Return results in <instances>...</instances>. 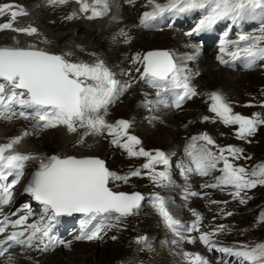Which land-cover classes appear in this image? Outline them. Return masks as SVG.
Here are the masks:
<instances>
[{"label": "snow or ice", "instance_id": "obj_1", "mask_svg": "<svg viewBox=\"0 0 264 264\" xmlns=\"http://www.w3.org/2000/svg\"><path fill=\"white\" fill-rule=\"evenodd\" d=\"M52 4H64L67 0H49ZM132 3L133 0H127ZM80 5V12L91 14L88 19H94L107 14L108 5L106 0H76ZM151 11L143 13L140 25L150 27L153 21L167 16H178L180 14H191L199 12V19L193 33L210 31L221 21H231L237 24L240 21L259 19L261 24L257 34L240 33L236 41L225 39L221 41V53L229 55L233 61L244 60L251 66L257 60H264V0H148ZM10 14V20L0 24V31L12 30L29 36L35 34V27L15 28L14 22L20 15H26L25 10L14 4H0V16ZM71 19V17H69ZM193 33H188L192 35ZM119 35L127 38V33L121 30ZM125 42H128L127 39ZM235 47L234 51L228 50V45ZM70 55V54H66ZM137 54L133 57V63L140 61ZM221 64H227L223 56L217 57ZM140 72V69H136ZM140 80L153 88L158 89L156 95L162 92L178 90L174 106L181 107L185 100L198 95L196 89L189 83L188 78L183 75L180 68L168 52H148L143 56V71ZM131 83L121 84L114 78L112 73L105 67L103 61L94 64L83 62H72L64 55H56L45 51L0 47V117L11 120L16 115L14 108L19 105L21 109H34L38 117V125L43 128H54L63 125L69 133L77 132L78 128L85 129V135H100L105 131L113 136L111 143L123 148L130 157H147V162L142 165L143 169L149 170L152 181L161 184L167 179L166 173L157 172L155 166L167 164L168 161L162 151L155 154L145 151L143 148L136 149L141 141L128 132L130 122L119 120L115 124H109L105 120L109 106L114 103L120 95L126 92ZM211 105L209 111L214 113L225 125H237V138L246 139L252 136L258 125H264V118L260 114L246 117L234 114L232 107L225 98L217 92L209 94ZM251 106V105H249ZM264 107V105H261ZM21 117L27 118L24 111H20ZM204 120L209 118L205 116ZM42 122V123H40ZM28 133H25L27 135ZM22 137H16L7 144L0 145V213L3 206L12 201V188L19 182L23 175L24 162L34 159L31 155L21 153H10V149L20 142ZM206 141L207 145L215 142L204 134L193 137V140ZM79 142H83V137ZM195 149V145H190ZM242 149L228 146L219 149V155L207 147L188 152L195 165L194 171L200 176H207L215 170L218 162L223 161L221 175L216 177V182L205 184L206 188L231 187L230 193L238 198L241 204L247 203V199L241 195L245 190H251L264 186V163L255 165L251 170L243 166L233 164L229 156L239 159ZM250 159V157H249ZM193 171V169H188ZM15 175L11 183H3L8 177ZM141 170L136 169L125 175H119L110 171L105 162L99 158H59L52 156L47 162H40L38 170L25 191L42 205V214L39 220L28 223L29 217L33 215L31 208L27 209L25 215L16 220H10L4 215L0 220V234H4L8 227L19 229L0 240V246L8 247L19 245L25 248H37L47 251L53 244H63L69 247L71 242L57 240L51 235L53 224L61 216H71L74 213L83 215L80 222L81 233L77 240H92L98 238L105 228L113 227L109 221H119L123 217L134 214L141 206L145 197L139 193H125L114 191L109 187L110 181L127 182L131 177L141 176ZM190 196H197V192H189ZM217 203L216 201H212ZM153 206L158 213L167 221L173 231H177L180 225L168 212L163 198L156 196ZM193 215L196 220L186 231L199 232L201 217L195 211ZM232 215V213H227ZM258 221L264 223V212L258 216ZM95 222V223H93ZM91 226V227H90ZM224 226L209 232L201 233L199 240L215 248L211 237ZM179 235V232H177ZM184 239V237H181ZM146 237H139L138 243H143ZM191 242V241H189ZM220 252L227 256L237 258L241 264H264V242L254 245L241 244L236 247H220ZM185 256L189 254L185 253ZM192 264H208L202 261L199 255L192 258ZM230 264V262H226Z\"/></svg>", "mask_w": 264, "mask_h": 264}, {"label": "rangeland", "instance_id": "obj_2", "mask_svg": "<svg viewBox=\"0 0 264 264\" xmlns=\"http://www.w3.org/2000/svg\"><path fill=\"white\" fill-rule=\"evenodd\" d=\"M8 0H0V4L4 3ZM16 1L17 3L24 5L27 8V15L23 18H20L18 20H16L14 22V25H21L22 27H34L35 23V12L37 10V8L40 6L39 3L37 2H31L30 4H26L24 3V0H13ZM142 9H144V12L150 9V5L148 4V0H142ZM164 1V0H162ZM140 2V1H139ZM140 4V3H137ZM124 8L123 7V11L121 8L118 7V10L120 12L124 13ZM132 8V7H131ZM140 8V10H142ZM78 10V8H77ZM128 11H130V14L133 15L134 14V10L135 8L132 9H127ZM78 12L76 11H72L70 12V16L75 18L76 14ZM111 15H115L114 13H110ZM123 15H121L120 17H124ZM79 18L83 19L82 15L78 16ZM140 20V17H138ZM142 18V17H141ZM83 22V25L87 28H93L95 29L96 27L90 23H86L84 20H81ZM1 24V23H0ZM98 25V24H95ZM108 27H112V28H116L118 26V22L115 21V23H110L107 25ZM193 26H191L189 28V30H193L192 28ZM38 29V27H37ZM98 34L97 36L100 34L102 28H98ZM120 32H117L115 34L116 37L120 38L121 35H119ZM3 34H6V32H0V37L3 36ZM152 34H154L152 32ZM6 38H11L13 40H17V39H25L26 40H33V39H43L46 42V45L50 46L51 51H53L54 54H56L54 51L55 49H58L60 52L64 53V56L66 58L69 57L72 62H83V63H88V64H94L98 61H103L105 67H107L108 69H110V71L112 73H114L115 78H129V83H131V87L127 90V92L129 93H135L138 94L139 90H140V86L137 84V82L135 81V77L137 78L138 75H140V72L138 73L137 71L132 72V76L131 73L127 72V73H121L119 72L118 66L113 64L110 60H108L104 54V52L99 49L94 53H90V54H81L82 57H80L81 55L79 54V49H78V43L74 41V39L77 37V30L74 29L71 31V37L68 38V40H65L62 44L60 45H55V43L47 40L43 34L42 31H38L29 36L27 34L24 33H16V32H10L6 35H4ZM96 37V36H95ZM94 37V38H95ZM99 37V36H98ZM94 38H92L91 41L87 42V48H93L94 45ZM128 38L122 36L121 37V41H122V45H123V51L125 52V55H127L128 57L125 59L126 63L128 65L133 64V57L134 55L139 54L137 50H134V48H126L127 47V43L125 42V40ZM105 39L99 38V42L102 44L104 43ZM38 47V45H37ZM44 49V48H43ZM166 51L168 52L173 60L174 56H173V52H170L169 50H167L166 48L163 49H155V50H151L148 47L145 48L143 51H141L140 53H142V55H140V57H142L143 60V56L146 55L148 52H163ZM215 53L216 52H212V53H208L206 54L205 57L211 58L213 59L214 62L217 61V58L215 57ZM65 54H70V55H65ZM58 55V54H56ZM73 57H77L75 60L72 59ZM80 57V58H79ZM192 58V51L189 53L188 57H187V62L189 63ZM205 58H203L202 60H204ZM74 60V61H73ZM132 60V61H131ZM131 61V62H130ZM179 61V60H178ZM178 61H175V63L177 64ZM135 64V63H134ZM220 64V63H219ZM197 67L194 69V78L196 79H200V80H196V82L193 83V86L197 89L198 95L182 110H179L177 113H169L170 116L173 117V119L179 117V116H186L187 114H191V113H195V112H199L200 113V117L199 120L200 122H206L207 124H210V127L207 128L206 130L204 129H198L196 132H198L197 135L193 136L188 132H193L194 130V126H195V122H191L189 119H187V116L182 120V124L181 126H177L174 128H169V130H179L180 134L182 135L181 140H183L186 143H191L192 145H195V149L193 150H198L200 147H207L209 148L212 152H214L215 154L219 155V149L221 148H227L228 146H232L235 148H239V149H247L246 152L243 150L240 158L239 159H235L231 156L228 155L227 152H225V156H228L229 160L237 165V166H243L246 169L251 170L254 165L252 164V157L254 158V161H258L259 163H264V125L262 126H258V127H262L260 129V132H258V130L256 131L255 134H253L250 137H247L246 139H239L237 138V132L231 130V128H225L227 131L226 134H218L215 135L213 133H210V129H215L214 127L217 126V124H219L217 121H215V123H212V121L214 120V116L213 114L209 111L210 105H211V100L209 99V94L207 92H203L200 91V89L203 88L202 84L204 83V81H202L201 83V77H200V73H201V65L200 63H198L196 65ZM221 66V65H220ZM222 67V66H221ZM141 69L143 68V63L142 66L140 67ZM139 68V69H140ZM219 68V67H218ZM225 76L229 77L230 79H234L236 80L241 76H246L247 74L250 73H238V72H229L226 69H223L222 72ZM193 79V78H192ZM258 85H249V84H244V87H241V91L238 94H233L234 91H232L231 93L227 90H224L222 87L221 89H218L217 92L221 93L224 97H228L229 98H233V100H235V102H233L232 104H230V106L232 107L233 113L234 114H241L244 115L246 117H252L254 114L257 113H250L247 114L246 112H244L243 107L240 105L241 101L244 103V106L249 110L250 108L256 109V110H260L262 113L260 114L261 118H264V107H262L261 105H264V98L258 97L257 92L260 91V89L257 87ZM253 87H254V91H253ZM200 88V89H199ZM232 90V89H230ZM227 91V92H226ZM253 91V92H252ZM134 99V96H131ZM119 98V97H118ZM145 105L148 106V104L143 103L144 106V110H142V113L146 114V118H145V123L146 125H148L152 119L150 117L151 113H152V109L147 108L145 109ZM251 105V106H249ZM119 106V105H118ZM117 105L113 106V111L111 112V110L107 111V115L105 116V120L107 121V123L109 124H115L117 121L119 120H127L124 118V115H126V111L125 108H118ZM118 108V109H117ZM207 116L209 119L208 120H204L203 118ZM108 117V118H107ZM147 120V121H146ZM8 121V120H7ZM12 121V119L10 120ZM130 122V127L128 129V132L130 135H134L136 136L141 143L139 145L136 146V149L139 150V148H143L145 151H148L150 153L155 154L156 151H162L165 154V157L168 161V166L164 167V168H160V167H155L159 172L163 171L166 173V175L168 176L169 179H171L174 175H176L177 177L180 178V180H184L187 182V180H185V172L184 173H179L178 170H173V168H176L175 165L182 160H187L189 157H185L184 159H181L179 161H175L174 163H170V156L173 153H177V143H172L170 146H168L167 148H164L166 146V142L168 140H172L171 136L166 135L165 140H160V139H156V141H143V137L140 136V134L138 132L135 131L134 128V123H131L130 120H127ZM143 124V125H144ZM219 127H223V126H219ZM257 127V128H258ZM59 129L60 131H63L65 133H69L67 131V128L63 125L54 127ZM231 130V131H230ZM36 131V130H34ZM158 132L155 130V133ZM221 132V131H220ZM25 133H28L27 135H25ZM30 126H28L27 128L25 127H13L11 129V136L5 137V143L3 142L2 144H7L9 143L12 139L16 138V137H22L20 142L23 143L24 146L20 147L21 149L30 152L33 155H39V158H35L33 159V162L35 165L40 164V162L43 160L44 162H47L48 159L50 157H52L55 153V156H60V151L55 152L56 150L54 148L49 149V147H45V145H43L41 140H37V143L34 144L33 140L30 137ZM75 133V132H74ZM153 133V132H152ZM71 134V133H70ZM204 134H207L215 143L213 145H207L206 141L203 140H195L196 142H192L193 141V137H200ZM0 135H1V130H0ZM106 138L108 144H106L107 147H105V151L103 153H99L96 156H94V152H92V149H85V148H79L77 146H72L73 148L68 151V155H66L67 157L70 156H74L76 158H83V157H96V158H100L104 161H106L107 163V168L114 172L117 173L119 175H125L133 170L136 169H140L141 170V176L139 177H133L130 182L128 181V183H125L120 190V192H125V193H134V192H139L141 193L138 189L142 186V182H151L150 183V191H148L147 194H142L145 199L142 202V205H148V203L146 202L147 199L150 196L153 195H160L162 197L165 198L166 202H165V206L168 210L169 213L174 215V218L176 220H178L179 222L183 223L184 225H191L195 220H196V216L193 215V211H195L197 214H199V216L201 217L200 220V225H199V232L197 231H192V232H188V236H181V235H177L178 236V241L180 243L185 242L186 240H189L192 242L199 240V236L201 233H209L212 232L216 229L219 228V226L223 225L224 226V230L223 231H219L216 235H213L211 237V241L213 244L216 245L215 248H211L212 250H216V248H220V247H236L238 245L241 244H248V245H254L256 243H261L264 242V223L259 222L258 221V216L261 212H264V186H257L254 189L248 190L243 192L241 195L244 196L247 199V203L245 204H241L239 202L238 198H234L232 195L228 194V191L230 189L225 188L224 190H220L219 194H221L224 199L217 201V203L215 204V208L211 206L212 203H209V201H204L205 203H195V197H190V198H186L185 200L188 201L187 204L188 205H194L196 208L199 209V211H196L193 208L187 207V208H183L181 211H175L173 210V207L182 201H178V200H173V201H169V199L167 198V196L171 195V191H172V187H173V180H169V182L166 184L165 187L161 186V184H156L152 181V179L150 178L149 175V170L148 169H143L142 165L145 164L147 162V157H130L128 155V153L126 151H124L123 148L114 145L113 143H111L113 136H110L107 131H105L102 134V138ZM8 138V139H7ZM32 140V141H31ZM19 142V143H20ZM18 144V143H17ZM17 144L14 145V147H17ZM262 149V150H259ZM113 150L114 154L116 155V157H112L110 158V151ZM191 150V149H189ZM175 151V152H174ZM254 151H258V153L262 156L259 157L257 156ZM187 156H189L187 154ZM46 157V158H45ZM250 157V159H249ZM31 164V165H34ZM219 166L221 164H223V161L218 162ZM159 165V164H158ZM156 165V166H158ZM173 168H172V167ZM221 167H216V169H219ZM27 175L24 179V183H22V185L19 186L18 191H15V194L13 196V201H15V199L18 197V195L21 194H25L27 197H31L30 194H28L25 191V188L28 186L27 185V180L29 178V176L34 172L31 171L30 167L26 168ZM217 174L215 173L213 175V177H215ZM215 179L213 180H206V181H202V184L200 185V191H206L207 188L203 187V185L205 184H211V183H215L214 182ZM120 183V181H119ZM189 183V182H187ZM21 184V183H20ZM143 187V186H142ZM181 188V187H179ZM17 189V188H16ZM197 192L199 193L200 198H205L206 193H201V192ZM196 192V191H195ZM230 197V198H229ZM204 205V206H202ZM234 205H237V208H234ZM19 206V205H18ZM152 206L150 207V211L147 210V212H145L144 216L142 218H153L154 219V229H156V232L160 233V235H158L157 238H152L151 236H148V229L145 227H142V225L140 226L139 222H136L134 220H132L131 218H127V217H123L121 218L119 221L116 220H112L111 223L112 225H114L113 227L110 228H105L101 233L100 236L98 238L92 239L90 241H82V240H77L76 237L77 236H72L71 238H69L68 242L70 243V246H72L73 244L78 245L79 243H90L89 246L85 247V248H79L73 251V253L70 255L71 256V263L69 264H108L109 261L112 258L111 255V250L110 247L108 246L109 243H118L119 238L120 243L119 244H124V243H130L132 245H134L135 250H137V248H141L142 246L145 247V252L147 254V261L146 264H173V260L174 257L172 255L173 252V248L172 246L177 245V242H171L168 240L169 236H172L173 230L169 228L168 224L165 226H163V222H162V216L158 213V211L156 210V208L153 205H149ZM182 206V205H181ZM39 205H36V211L39 210ZM211 207V209L209 208ZM219 208V209H218ZM218 209V210H217ZM39 212V211H38ZM206 214H203V213ZM227 213H232V215H227ZM204 215V216H203ZM148 233V234H147ZM167 233L166 236H163L162 234ZM139 237H146V240L143 243H138L137 239ZM150 237V238H149ZM181 237H184V239H181ZM183 244V243H182ZM201 248L196 249L197 253L196 255H199L202 258V261H210L211 264H216V263H212V260L214 261L215 258H213L210 254V248L209 246L203 244L201 242ZM69 246V247H70ZM25 248H18L14 251H11L9 253V256L12 258L16 257L17 253L20 254H25L27 255V251L24 250ZM67 249V248H66ZM21 250V251H20ZM31 250V249H28ZM31 251H37L38 255L39 254H45L47 251H40V250H31ZM64 253V252H63ZM67 253V252H66ZM69 253V251H68ZM215 253V252H214ZM195 255V256H196ZM153 257H156V261L153 260ZM54 257L51 258L49 257L47 259L48 264H55L53 261ZM189 261L192 263V259L190 258ZM13 262V261H12ZM11 263V261H10ZM122 263V262H121ZM5 264V263H4Z\"/></svg>", "mask_w": 264, "mask_h": 264}, {"label": "bare ground", "instance_id": "obj_3", "mask_svg": "<svg viewBox=\"0 0 264 264\" xmlns=\"http://www.w3.org/2000/svg\"><path fill=\"white\" fill-rule=\"evenodd\" d=\"M7 2L17 3L16 1H13V0H8L4 3H7ZM31 2H37L40 4V6L37 8L35 12V20H34L35 26L34 27L36 29L38 27L39 31L43 32L47 40L55 43V45H60L65 40H68V38L71 37V31L76 29L77 37L74 39V41L78 43V49L80 50L79 51L80 55L81 54L85 55V54H90V53L95 54L97 50L101 49L104 52L108 60H110L113 64L117 66L119 65L118 69H119V72L121 73L129 72L131 73V76H132V72L136 71L137 68H140L143 63L142 57H140L141 58L140 61H137L136 64L133 63L131 65H128L126 63L125 59L128 56L125 55V52L123 51V48H122L123 47L122 41H121L122 36H120V38L115 36V34L117 32H121V30L127 33L128 43H127L126 48H129V47L134 48V50H137L140 55H142V53L140 52L143 51L147 47L151 50L163 49L167 47V50H169L170 52H173L175 61L179 60L177 65L183 69V72H184V69L187 67L192 66L194 67V69L197 67V66H194L193 64V62L198 59H196V50H193L192 49L193 47L190 46L191 39L188 36L189 28L186 29L185 25L181 24L176 29H172V30L171 29L170 30L161 29L162 31H159L153 27L141 26L140 20L138 17H140L141 19L144 13V9H142L141 7L143 3L142 0L140 1V4H135V5H133L132 3H128L127 0H119L116 4V7L121 8L122 11H123V7H125L124 8L125 14L123 15V13L118 10L117 12L118 16H112L114 23L115 21L118 22V26L116 28L109 27L108 29H104L103 27L104 24L102 23L100 19H95V21L88 19L87 17L90 15L88 13L87 14H76L75 18L71 17L70 12L72 11L78 12L77 8H74L71 5H67L65 7H59V6H53L52 4L48 3V0H24V3L26 4H30ZM158 2L164 3L165 0L164 1L158 0ZM19 5L27 9L24 5H21V4ZM131 7L135 8L133 15H131L130 11L127 10V9H132ZM140 8L142 10H140ZM151 10L152 9L150 7L148 11H151ZM79 15H83V19L79 18L78 17ZM121 15H123L124 17L121 18L120 17ZM188 15L192 16L193 13L188 14ZM23 17L25 16H18L17 20ZM69 17H71V19H69ZM81 20H84L86 23H90L94 25L96 28L87 29L83 25V22ZM252 22L257 23L258 20L252 19ZM95 24H98V25H95ZM14 27L22 28L21 25H17V24H15ZM97 27L100 29L102 28L100 34L98 35L99 37L97 36L98 34ZM259 27L253 28L250 31V34H254L256 31H258ZM215 28L216 30H219L218 23L215 25ZM10 32L12 31H8L6 32V34ZM152 32L154 34H152ZM6 34H3V36L0 37V47L25 48V49L37 48V50H42V51L46 50L47 52L54 54L53 51L49 50L51 49L50 46L46 45V42L43 39H33V40H26V41H24L25 39L13 40L11 38H6L4 36ZM92 38H94L93 48H87V42L91 41ZM99 38L105 39L104 43L101 44L99 42ZM54 51H56L55 53L58 55H64V53L60 52L58 49H55ZM191 51H192V58L191 59L189 58L191 61L188 63L187 57ZM82 55L80 57H82ZM135 56L136 55H134V57ZM205 56L206 55H204L201 58V60L199 57L200 61L198 62L200 63L201 69H202L200 73L201 83L202 81H204V83L202 84L203 88L202 89L199 88L200 89L199 92L205 91L207 93H212V92H217L218 89H221V87L222 88L224 87L223 88L224 90H227L230 93L234 91L233 94H238L241 91V87L242 88L244 87V84H249L251 86L258 85L257 87L260 89V91L257 92V95L258 97L264 98V71H261L258 69H251V70L245 71V72L250 73V74H247L246 76H241V77L238 76L236 80L230 79L229 77L225 76L222 73L223 69L225 68L223 67V64H221L218 59L216 62H214L213 59L205 57ZM215 57L217 58L219 57V55L215 53ZM76 58L77 57H73L72 59L75 60ZM203 58L205 59L202 60ZM66 59L71 60L67 56H66ZM140 70L142 72L143 68L142 69L140 68ZM116 79L120 81L121 84L129 83V78L123 79V78L118 77ZM196 80L198 81L200 79L193 78L190 81V84L193 86V83L196 82ZM135 81L140 86V90L138 91L139 93L135 94V93H129L127 91L124 92L122 95L119 96V98L114 103H112L109 106L108 110H111L112 112L114 105H117V106L119 105L118 108L120 109L125 108V111L127 114L124 115V118L127 120H130L131 123H134L135 131L138 132L140 136L144 138L143 139L144 142L156 141V139L165 140L166 135L171 136L172 140L171 141L168 140L164 148H167L172 143H177V146H176L177 154L175 153L171 154L170 156L171 159L169 161L170 163H174L175 161H179L181 159H184L185 157H189L187 156V154L190 151L189 150L190 145L192 144L186 143L183 140H181L182 135L180 134L178 129L170 131L169 128L172 129L177 126H181L182 120L187 116V119H189L191 122H195L193 132L187 131V133H190L193 136H195L198 134V132H196L198 129L206 130L207 128L210 127V124H207L206 122H202V121L200 122L199 112L191 113L190 115L187 114L186 116H179L173 119V117L170 116L168 113L169 110L165 108L164 105L153 104L154 100L157 98L156 93L159 90L151 87L150 85L146 84L144 81L140 80L139 75L137 78L135 77ZM253 91H254V87H253ZM131 96H134V99ZM224 98L229 104H232L233 102H235V100H233V98H229V96L224 97ZM146 101L149 102L150 105L148 106L145 105V109L150 108L153 110L150 115L152 121L148 125L144 124L146 114L142 113V110H144L143 103L146 104ZM240 105L243 107L244 112H246L247 114H250V113L261 114L262 113L260 110H256L253 108H250L251 111H249L244 106V103L242 101ZM213 115H214V120L212 121V123H215V121H217L219 124H217V126L214 127L215 129H210V133H213L215 135L226 134L228 130H226L225 127H219V126H224L223 122L214 113ZM28 121L20 120L16 116L13 117L12 121L10 120L2 121V117H0V130H1L0 145H2L3 142L5 143V140H6L5 137L9 138V136H11L10 135L11 129L13 127L27 128L28 126H30V131H31L30 137L33 140L34 144L37 143V140H41L42 142L40 143L45 145V147H49V149L54 148L56 150L55 152L60 151V156H56L59 158H65L66 155H68V151H70L73 148L72 146H77V147L80 146L79 147L80 149L81 148H85L87 150L92 149L93 150L92 152H94L93 153L94 156H96L99 153H103L105 151V147H107L106 144H108L107 139L105 137L102 138V135H96V134L85 135L84 134L85 129H82V128H78L77 132L71 133V134L60 131L57 128H52V129H49L48 131H45V128H41L37 125L35 127L34 121H29V122ZM258 126H262V125H258ZM261 128L260 127L257 128L258 132H260ZM237 129H238L237 125L231 127V130L235 132H237ZM155 130L158 132L155 133ZM81 137H83V142H79L81 140ZM192 142H196V141L193 140ZM22 146L24 145L23 143L20 142L17 144V147L13 146V149L17 150L18 153L25 154V155H31L34 157V159L39 158V155H33L30 152L21 149L20 147ZM247 149H243V150L246 152ZM191 150L195 151L193 149ZM259 150H262V149H259ZM113 152H114L113 150L109 152L111 155L110 158L116 157V155ZM254 153L259 157L262 156V154L260 155L258 151H254ZM53 154H54L53 156H55V153ZM252 164L255 166L261 163H259L258 161H254V158L252 157ZM39 165L40 164L30 165L31 171H37L39 168ZM217 166H219V164H217ZM173 170L175 171L176 169L173 168ZM189 178L190 180L189 181L187 180V182L189 183H187L184 180H180V178L177 177L176 175H174L171 178V180H173V187L171 191L172 193L171 195L167 196V198L169 199V201H173V200L182 201V202L177 203L173 207V210L175 211H181L183 208H187V207H190V208L195 209L196 211H199V209L196 208L194 205H191V206L188 205L187 204L188 201H186L185 199L191 197L190 195H188L189 192H194V191L199 192L202 181L211 179V177L204 179V178H198L196 174H192V175H189ZM22 183H24V180L21 182V184H18L15 187V189L17 188L16 192L18 191L19 186L22 185ZM142 183H143L142 184L143 187L141 186L138 190L141 192V194L145 195L151 189L150 187L151 182H142ZM124 184L125 182L119 183L118 181H110L109 187H111L114 191H120L119 189H121ZM220 190L221 188H209L206 191H200L201 193H206L205 195L206 197L201 199L200 196H195L194 202L195 203H205L204 201H209V203H212L211 206L215 208V204L212 201L217 202V201L224 199V197L221 194H219ZM21 195H18V196H21ZM32 199L33 198L30 197V200ZM150 207L152 206L141 204L140 208L136 210L134 214L127 216V218L129 217L132 220L139 222L140 226L142 225V227L147 228L148 233H149V234L147 233L148 236H151L154 239V238H157L158 235H160V233L156 232V229H154V219L152 217L142 218L145 212H147V210L150 211ZM209 208L211 209V207ZM235 208H237V205H234V208L232 209H235ZM3 211H4V207H3ZM25 214H26V210H21V211L16 212L14 215L17 216V215H25ZM203 214H206V213L204 212ZM28 223H33V222L28 220ZM162 225L164 226V224ZM166 234L167 233H164L162 235L166 236ZM176 234L177 233H172V236H169L168 240L174 243L178 241L179 235L188 236V234H179L178 236ZM120 240L121 239L119 238L118 243L114 242V243L108 244L111 250V255H112V258L110 259L112 261H109L108 264H146L147 254L144 253L145 252L144 246L146 245L142 246L140 249L137 248V250H135L134 245L130 243L119 244ZM182 243L178 241L177 245L172 246L173 248L172 255L174 257L173 264H192L189 261V259L190 258L192 259L195 257L197 253L196 251L197 247L201 248V245H202L201 241L192 240V242H189V240H186L185 242H182ZM89 244L90 243L83 242V243H79L78 245L73 244L70 247H65L63 245L60 248H58L59 244H53L52 246H50V248L55 249V250H49L45 254H39V255H38L39 252L37 253V251H31L28 249H24L25 251L28 252L27 255L17 253L15 258L9 257L8 263H10L11 261V264H48L47 259L49 257L51 258L54 257L53 261L55 264H69L71 263V260H72L70 255L73 253V251L79 248H85L89 246ZM185 253L189 254V256H185ZM153 260L156 261V257H153ZM212 263L226 264L225 262H219L217 260L215 261L212 260Z\"/></svg>", "mask_w": 264, "mask_h": 264}, {"label": "water", "instance_id": "obj_4", "mask_svg": "<svg viewBox=\"0 0 264 264\" xmlns=\"http://www.w3.org/2000/svg\"><path fill=\"white\" fill-rule=\"evenodd\" d=\"M41 51V50H40ZM70 157H74V156H70ZM66 158V157H65ZM76 158V157H75ZM83 158H86V157H83ZM94 158H96V157H94ZM100 159V158H99ZM102 160V159H101ZM104 161V160H103ZM105 162V161H104ZM105 165H106V167H107V163L105 162ZM36 171H34L30 176H29V178H28V180H27V185L31 182V180H32V178H33V176H34V173H35ZM135 193V192H134ZM129 194H131V193H129ZM143 202V201H142ZM142 202H141V204H142ZM82 214H80V213H74L73 215H71L70 217H79V216H81ZM64 216H67V215H64Z\"/></svg>", "mask_w": 264, "mask_h": 264}]
</instances>
